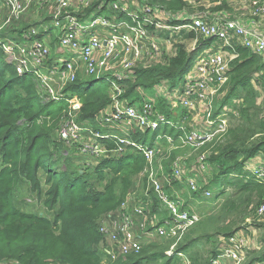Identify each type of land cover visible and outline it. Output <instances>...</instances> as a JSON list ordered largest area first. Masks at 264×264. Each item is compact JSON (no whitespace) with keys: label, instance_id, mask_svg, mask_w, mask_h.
Instances as JSON below:
<instances>
[{"label":"trees","instance_id":"trees-1","mask_svg":"<svg viewBox=\"0 0 264 264\" xmlns=\"http://www.w3.org/2000/svg\"><path fill=\"white\" fill-rule=\"evenodd\" d=\"M138 1L171 14L188 10L183 0ZM220 9H225V5L216 10ZM40 26V23L19 22L8 35L22 42L25 33ZM195 41L196 49L193 50ZM213 42L193 32L176 35L172 41L173 53L148 68L138 69L134 80L126 84L124 98L132 95L136 88L154 91L162 81L170 83L172 90L176 89L190 71L193 54ZM226 50L235 58L229 63L226 82L217 88L219 98L214 97L212 103L213 118L224 108L230 110L226 113L225 130L198 150L184 148L194 153L187 155L188 167L201 154H208L205 160L208 168L204 172L208 174L201 172L195 179L211 196L204 197L202 190L185 191L172 180L170 186L164 183V191L171 199L178 194L186 205L195 206L199 221L188 229L171 256L166 252L173 241L158 239L143 245L138 254L112 260L104 252L100 224L108 214L118 210L127 194L135 189L145 168L144 158L134 150H126L114 157H92L91 166L92 162L79 160L76 148L69 147L73 154L68 155L64 142L57 140L67 102L46 101L31 75H17L0 46V261L181 264L178 254L182 253L189 264H210L219 253L221 240L254 229L260 232L259 249L248 250L242 264L264 263V211L258 215L264 197V179L246 170V165L256 157L264 160V115L258 104L260 93L264 92V59L239 43ZM85 83L87 81L78 79L66 87L65 93L76 95L80 100L79 122L100 130L95 116L111 103L108 87ZM155 103L160 114L177 123L163 98ZM149 132L134 130L130 132V139L152 146L160 136L158 142L166 148L168 143L162 137H171L178 148L168 150V159L162 160L168 174L175 157L183 156L179 153L183 150L179 148V136H183V132L177 127L162 126L146 143ZM100 133L108 134L107 131ZM100 142L109 150L115 148L111 140ZM258 168L264 170V162ZM141 184L143 188L146 186L144 181ZM26 196L41 201L45 209L27 211L21 208L20 198ZM150 196L152 211L156 213L157 200L151 191Z\"/></svg>","mask_w":264,"mask_h":264},{"label":"built area","instance_id":"built-area-1","mask_svg":"<svg viewBox=\"0 0 264 264\" xmlns=\"http://www.w3.org/2000/svg\"><path fill=\"white\" fill-rule=\"evenodd\" d=\"M0 1V32L4 26L17 21L31 9L48 17L40 30L33 28L25 33L22 42H14L5 34H0V46L6 61L17 75H31L46 101L67 102L58 138L65 145L76 148L81 155L114 157L126 150H134L145 160V168L137 179L135 189L127 194L120 208L108 214V218L100 224L99 232L106 255L112 260L125 258L138 254L143 245L158 239L173 241L166 252L168 256L173 255L184 234L199 221V215L178 194L171 199L164 191V183L170 186L172 180L185 191L202 190L204 197L209 198L211 193L201 189L203 185L195 179L196 175L208 168L205 164L208 154L203 153L198 157L195 168L188 167L187 156L175 157L168 167L170 173L166 174L162 160L168 159V150L178 148L173 144V139L162 137L168 143L167 149L158 142L160 136L149 146L131 140L130 132L154 133L162 126L177 127L183 132V136H179V148L193 150H198L223 133L227 124L226 113L230 110L224 108L219 116L213 118L212 103L217 90L227 80L230 61L235 58L226 49L231 48L235 40L264 59V31L246 27L240 21L216 12L211 17L190 14L187 9L171 14L138 0ZM183 1L190 7L200 0ZM203 1L209 3L208 9L210 6L221 7L223 0ZM242 1L249 5L250 17L264 19V0ZM136 3L139 5L133 7ZM110 13L113 15L109 16ZM122 16H126L125 20H122ZM251 23L254 25V19H251ZM182 31L193 32L202 39L220 44L209 53H200L194 70L187 73L192 78L174 89L173 97L186 109L196 108V111H191L195 116L201 109L199 104H203L204 119L201 123H186L190 126L188 131L183 126L185 122L175 124L164 115L153 113V100L145 93L142 114L124 98L126 84L134 80L136 71L161 62L163 56H170L174 39L169 33L178 35ZM196 42L193 50L196 49ZM51 58L53 60L49 63ZM78 79L83 82L103 81L107 85L111 103L95 116V122L99 128L106 130L113 127L110 128L113 131L108 130L110 133L104 135L93 125L79 122L80 100L76 95L65 93L66 87ZM157 88L163 87L159 84L154 90ZM105 139L115 144L113 150L100 142ZM252 171L257 178L264 179L263 169L257 167ZM143 181L146 185L144 188L141 184ZM150 191L159 206L156 213L151 208L153 200ZM263 211L264 197L258 215ZM247 234L240 231L227 240H221L219 253L210 264H242L249 249ZM258 249L259 245L255 250ZM178 256L181 264H189L182 253ZM0 264L20 263L0 261Z\"/></svg>","mask_w":264,"mask_h":264},{"label":"rangeland","instance_id":"rangeland-1","mask_svg":"<svg viewBox=\"0 0 264 264\" xmlns=\"http://www.w3.org/2000/svg\"><path fill=\"white\" fill-rule=\"evenodd\" d=\"M246 3H247L246 1L238 0L236 5H238L239 7H242V6H246L247 7ZM138 5L139 4L136 3V4L132 5V6L133 7H137ZM238 6H236V7H238ZM214 7L215 6H210L208 9H205V12L208 13L207 16L211 17L213 15V13L211 12V9H213ZM0 9H1V1H0ZM1 13H3V10L1 11ZM42 14H43L42 12H39V11L36 12L35 9H31V10L27 11L24 15H22L21 18L18 19L17 21H14L12 24H10L8 26H4L2 28L0 34L1 35H4L5 34L6 37L8 36V38L10 40H12L14 42H18L16 39L9 37L8 32L10 31V29L14 28V25H16L19 22H23V23H25L27 25L33 24V23H40V25L42 26V24L45 23V22H43L44 19H47L48 18V17H46L45 15H42ZM106 14L108 15V12H106ZM110 15H113V14L110 13L109 16ZM125 18H126V16H122V20H125ZM41 26L38 27V28H35V29L40 30L41 29ZM35 27H37V26H35ZM170 34H171V39L173 40L175 38V36H176V33L175 32H171V33H169V35ZM54 35H56V33H54ZM164 48L166 50L168 49L167 47H164ZM170 48H171V46H170ZM211 50H213V49H211V47L209 46L208 48H205L204 50H201V51H198L197 53H194L193 54V59H192L191 65H190V71L191 70H194V67H195L194 64L196 62V57L198 56L199 52H201V53H203V52L209 53ZM172 51H174L173 48H171L169 54ZM52 56H53V52H52ZM66 57H67V55L65 54L64 55V58H66ZM187 76L189 77V74H186L185 75L184 80H183L182 83L185 84V83H187L192 78V77L187 78ZM88 83H94V82L88 81L87 83H85V85L88 84ZM94 85L107 86L103 81H98V82L94 83ZM161 86L163 88L162 89L157 88L156 91L155 90L154 91H149V90H147V91L139 90L138 91V90H135L132 95L128 96L125 99L128 102H132L131 100H133V102H132L131 105H135L136 108H137V111L139 112V114H142L143 107H144V104H145V101H144V93H145L146 95H148L153 100V103L151 104V106H152V112L153 113L160 114L156 110V103L155 102H156V100H158L160 98H163L164 102L166 103V105L170 109L171 115H173L176 118L177 123L179 121H183V122H185L183 124V126H185L186 123H189L188 120H190V123L192 121L193 122H196V123H198V122L201 123V121L204 119V113H203V107H202L203 104H201V103L199 104V107L201 109L199 111H197L198 112V116H195V114L193 112H191V111H196V108H195V110H192V109H190L188 107L186 109V108H184L185 106L179 104L178 103V100L173 97L174 96V92L176 90H172L170 88V83H168L167 81H162L161 82ZM216 96H217V93L215 94V97ZM217 98H219V95L217 96ZM235 104H237V102H235ZM258 104L262 107V111H263V115H264V92H261L260 93V98L258 99ZM170 106H172V107H170ZM187 127L189 128L190 126H187ZM110 128H113V127H110ZM110 128H107V129L109 131H113ZM108 130H104V128H100V131H107V133H110V132H108ZM160 134H161V131H160ZM153 135H154L153 132H149L148 133V137L146 138V143H148L150 141V139L152 138ZM57 140L60 141L59 138H58V135H57ZM63 146H64V148H68V152H67L68 155H72L73 154L72 153V150L73 149H70L69 146H67L65 144H63ZM163 146H165V145H163ZM71 148H73V147H71ZM166 148L168 149L169 147H166ZM179 153H182L180 155H183V156H187V155L193 156L194 155V153L192 151H189V150H186V149L179 150ZM75 155L76 156H80L79 157V160L81 162H88L89 161V163H91L92 162V159H93L89 155H81L79 151ZM73 162L74 163H81L78 160L77 161L76 160H73ZM93 163H94V161L91 163V166H93ZM195 165H196L195 160H193L191 162V168H195ZM204 174H208V172H206ZM20 202L22 204L21 208H24L27 211H30V210L38 211V210H44L45 209V208H42V205L43 204H42L41 201L40 202L39 201H36L35 199L28 198L27 196L20 198ZM192 208H193L192 210L197 214V210H195V206H192ZM43 212L45 214H47V216H50L51 215L50 213H47L45 211H43ZM247 237L249 238L248 248L250 250L257 248V246L259 245L258 242H259V238H260V232L257 231V230L251 229L250 232H248ZM224 264H229V263L228 262H225Z\"/></svg>","mask_w":264,"mask_h":264},{"label":"crops","instance_id":"crops-1","mask_svg":"<svg viewBox=\"0 0 264 264\" xmlns=\"http://www.w3.org/2000/svg\"><path fill=\"white\" fill-rule=\"evenodd\" d=\"M237 1L238 0H223L221 7L225 5V9L216 10L218 7H214L213 9H211V12L222 14L232 20H238L241 22V24H243L246 27H249L255 30L258 29L259 31H264V19L261 17H252V15L250 17L249 5H247L246 3L247 7L246 6L239 7L238 5H236ZM208 4H209L208 2L203 1V0L197 1L196 5L188 7V12L190 14L197 13V14H201V16H206L208 15V13L205 12V9H207ZM236 6H238L239 8ZM251 19H254L255 21L254 25H252ZM181 33H186V32L182 31ZM238 43H239L238 41H235V40L233 41V44H238ZM219 45H220L219 43L213 42V44L210 47L211 49H213V48L218 47ZM188 121H189V123H187L188 125L194 123L193 121L191 123H190V120ZM104 130L106 129L104 128ZM263 162L264 160L261 157H256L255 159H253L246 165V169L251 171L257 168L258 166H260V163H263Z\"/></svg>","mask_w":264,"mask_h":264}]
</instances>
